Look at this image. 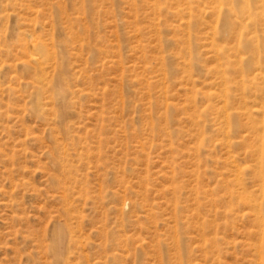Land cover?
Instances as JSON below:
<instances>
[{"label": "rangeland", "instance_id": "374dc122", "mask_svg": "<svg viewBox=\"0 0 264 264\" xmlns=\"http://www.w3.org/2000/svg\"><path fill=\"white\" fill-rule=\"evenodd\" d=\"M263 19L0 0V264H263Z\"/></svg>", "mask_w": 264, "mask_h": 264}, {"label": "bare ground", "instance_id": "6f19581e", "mask_svg": "<svg viewBox=\"0 0 264 264\" xmlns=\"http://www.w3.org/2000/svg\"><path fill=\"white\" fill-rule=\"evenodd\" d=\"M245 16L246 17H248V18H254L253 17V12L250 10V11H248L247 13H245ZM254 21V20H253ZM254 33H256L257 34V36H255L254 38H252V43H258L259 42V39H260V37L258 36V33L259 32H262L263 33V35H264V19L262 20V21H260V22H257L256 20L254 21ZM261 181H262V179H261ZM263 182V181H262ZM264 246V245H263ZM262 261H263V264H264V257H263V259H262Z\"/></svg>", "mask_w": 264, "mask_h": 264}]
</instances>
